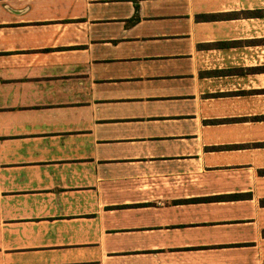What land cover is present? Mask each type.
I'll return each instance as SVG.
<instances>
[{
  "label": "crops",
  "instance_id": "0c3cea01",
  "mask_svg": "<svg viewBox=\"0 0 264 264\" xmlns=\"http://www.w3.org/2000/svg\"><path fill=\"white\" fill-rule=\"evenodd\" d=\"M0 264H264V0H0Z\"/></svg>",
  "mask_w": 264,
  "mask_h": 264
}]
</instances>
